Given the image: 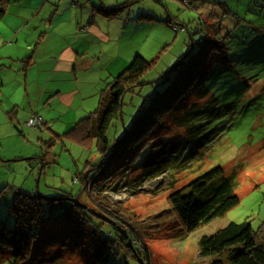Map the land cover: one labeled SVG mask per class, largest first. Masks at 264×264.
Here are the masks:
<instances>
[{
  "label": "rangeland",
  "instance_id": "1",
  "mask_svg": "<svg viewBox=\"0 0 264 264\" xmlns=\"http://www.w3.org/2000/svg\"><path fill=\"white\" fill-rule=\"evenodd\" d=\"M127 1L129 6L120 8V14L110 19L91 11L93 5L109 7ZM189 1L190 6L180 0H80L77 5L70 0H20L18 5L12 2L6 4L1 19L4 21L0 23V227L12 229L14 226L8 206L16 191L48 198L63 193L79 194L74 199L88 207V190L86 186L79 190L81 184L76 177L88 163H99L95 143L84 147L73 133L84 128L83 123L76 126L79 120L96 110L99 94L106 87V84L99 83L106 78L99 80L92 74L81 77L78 84L85 92L90 90L92 97H87L81 106L73 101L70 108L60 103L55 108L48 107L44 104L46 95L40 100L43 88L49 91L53 86L52 78L42 73V67L49 69L53 61L44 55L37 63L41 54L36 52L33 65L29 67L27 84L22 81L24 73L19 76L21 80L16 79V75L27 68V60L33 52L34 46L31 49L23 42L25 34H33L39 29L33 34L34 43L51 11H55L57 18L70 14V24L74 20L77 24L79 20L86 26L93 20V25L108 35L107 44L94 43L95 49L104 50L110 56L103 58L104 66L111 73V78L107 80L117 76L135 54L152 62L150 71L143 77L144 81L160 78L181 57L184 61L188 60L198 52L203 37L200 33L193 35L190 44V37L181 25L199 30L204 29L205 24H215V29L221 33L225 56L211 63L206 86L210 94L217 99L220 96L218 100L233 106V110L219 116L217 127L220 132L210 137L212 143L205 151L201 165L202 171L220 166L225 177L234 174L238 205L222 217L185 234L181 232L167 198L196 174L183 172L172 177L162 174L134 186L131 180L137 178L141 170L131 167L142 159L136 156L131 166L127 163H117L116 167L110 164L97 177V183L103 182L108 188L105 191L107 194L101 193V196L121 204L130 216L136 217L132 224L147 245L150 264H210L214 256L202 257L199 254L198 240L201 236L212 235L229 222L247 220L254 231L263 223L264 0ZM34 12L38 14L34 15ZM31 19L32 22L25 26L27 22L24 20ZM18 20H22L23 24L17 26ZM168 20H171V27L165 23ZM70 24L61 23L58 31L62 34L71 32ZM56 30L50 35V43L55 48L58 44ZM43 48L44 45L39 51ZM172 75L169 73L167 79ZM166 84L167 80L155 82L126 94L121 101V119L118 123L114 122L118 132L114 133L111 127L109 137L121 135L141 105L147 104L151 95L161 91ZM72 85L62 84L61 89L76 90ZM78 91L80 94L81 90ZM192 101L194 98L190 97L188 103ZM34 115L45 123L37 128L27 127L25 124ZM169 123L153 134L155 141L161 137L184 141L183 130ZM44 208L45 224L37 229L31 255L22 264H139L128 252L125 256V251L118 245L97 262L95 256L100 244L99 241H92L90 230L82 229L80 236L73 235L77 231L70 230L71 233L62 229L60 217L48 218L46 204ZM108 230L106 225L102 227V238L107 237ZM10 262L7 258L3 263Z\"/></svg>",
  "mask_w": 264,
  "mask_h": 264
},
{
  "label": "trees",
  "instance_id": "2",
  "mask_svg": "<svg viewBox=\"0 0 264 264\" xmlns=\"http://www.w3.org/2000/svg\"><path fill=\"white\" fill-rule=\"evenodd\" d=\"M79 1L71 3L77 5ZM180 1L188 6L191 4L189 0H185L187 3ZM7 3V0H0V21ZM127 6L129 1L110 8H103L102 5H93V8L110 19L120 14V8ZM165 23L171 27V20ZM204 26V29L199 30L192 27L189 29L186 25L180 26L189 35L190 44L192 36L200 33L203 37L201 46L188 60L184 61L182 57L178 59L155 81L143 80L150 71L152 62L135 54L128 65L106 83L105 89L99 94L96 110L79 120L76 126L83 123L81 125L84 128L73 133L74 138L84 147H90L94 142L99 156V163H88L76 177L81 184L79 190L85 189V186L88 190V210L74 203V198L79 194L63 193L48 198L39 194L14 192L8 206L14 226L12 229L0 227V264H4L7 258L10 259V264H22L29 259L36 231L46 221L44 204L48 207V218L60 217L62 229L77 231L73 235L79 234L78 236L82 229L90 230L92 241H99L100 244L95 256L97 262L118 245L125 251V256L128 252L139 264H150L147 245L132 224L136 217L130 216L121 204H115L107 196H101V193L107 194L105 191L108 188L103 182L97 183V177L110 164L116 167L117 163H127L131 166L136 156L142 159L139 164L131 167L141 170L140 175L131 180L134 186L162 174H169L171 177L183 172L196 174L167 198L180 230L185 234L222 217L238 205L239 199L234 193V174L225 177L220 166L202 171L205 151L212 143L210 137L213 133L220 132L217 127L219 116L225 111L233 110V106H227L218 100L220 96L217 99L210 94L206 86L209 67L213 60L225 56V46L215 24ZM169 73L173 75L167 79ZM164 80H167V84L161 91L154 92L147 104L141 105L129 127L123 129L118 137H109L111 127L114 133L118 132L115 123L121 119L123 97L136 89ZM190 97L194 101L188 103ZM167 123L183 130L184 141L162 137L155 141L153 134L166 128ZM104 225L109 230L106 231L107 237L102 238L101 229ZM198 246L200 256H214L210 264H264V221L256 231L247 220L241 223L229 222L212 235L201 236Z\"/></svg>",
  "mask_w": 264,
  "mask_h": 264
},
{
  "label": "crops",
  "instance_id": "3",
  "mask_svg": "<svg viewBox=\"0 0 264 264\" xmlns=\"http://www.w3.org/2000/svg\"><path fill=\"white\" fill-rule=\"evenodd\" d=\"M7 2H12L15 5L20 4V0H7ZM112 6L114 5H110L109 7L102 5L103 8H110ZM91 11L99 14L93 7L91 8ZM54 13L55 11H51L48 21L46 23H43L45 25L43 31L40 32V36L38 39H34V43L32 42L33 34H35L39 29L34 30L33 34H30V32H27L25 34V39H23V42L27 43L29 48L31 49L34 46L33 52H31L29 56L30 58L29 60H27L28 62L25 66L27 68L25 69V71L18 73L16 75V79H18V81L21 80L19 76L24 73V78L22 81L27 84V80L30 74L29 67L33 65V59L35 58L36 52H38L41 54V57L37 59V63L41 61L42 55L53 61L49 69L42 67V73L45 74V77H47L48 74V76L52 78L51 83L53 86L49 91H47L46 87L43 88L40 100H42L44 98V95H46L44 104L48 105V107L50 108L53 106L55 108V106L59 103L65 108H70L73 106V101L77 102V104L81 106L87 99V97H92V95L89 93L90 90L87 93L85 92V89L83 90V88L78 84V80H81V77L83 78L85 75L92 74L94 77L98 76L99 80L102 78H106L102 80L99 85L102 83L106 84L109 81L107 80V78L111 76V73L109 72V68L104 66L103 58H109L110 56L107 55L104 50L94 48L95 41L102 45H105L107 44L109 37L105 32L98 30V28L93 25V20L86 26H83V23L79 22V20L77 21V24H75V20L70 24V14H67L62 18H57L56 14ZM37 14L38 12H34V15ZM3 21L4 19L0 21V23H2ZM22 22V20H18L17 26L22 25ZM24 22H27L25 26H28V22H32V19L29 21L24 20ZM63 22L70 24L69 26L71 28V32L62 34L58 31V27ZM55 29H57L56 31L58 33V44L56 48L50 43V35L51 33L55 32ZM29 37H31V40L29 39ZM42 45H44V48L43 50L39 51ZM73 83H76V85L73 86ZM0 84H2L1 79ZM62 84L72 85V87L76 90L62 91ZM78 89L81 90L80 94ZM98 102L99 98L97 101V106ZM14 107H17L15 103ZM57 115L60 114L57 113ZM44 123L45 122H43V124Z\"/></svg>",
  "mask_w": 264,
  "mask_h": 264
},
{
  "label": "built area",
  "instance_id": "4",
  "mask_svg": "<svg viewBox=\"0 0 264 264\" xmlns=\"http://www.w3.org/2000/svg\"><path fill=\"white\" fill-rule=\"evenodd\" d=\"M77 2L78 0H71ZM185 1V0H184ZM186 2V1H185ZM187 3V2H186ZM43 124V121L41 118L37 117L36 115L34 117H30L28 122L25 124L27 127H37L38 125Z\"/></svg>",
  "mask_w": 264,
  "mask_h": 264
},
{
  "label": "water",
  "instance_id": "5",
  "mask_svg": "<svg viewBox=\"0 0 264 264\" xmlns=\"http://www.w3.org/2000/svg\"><path fill=\"white\" fill-rule=\"evenodd\" d=\"M74 203H75L77 206H79L80 208L85 209V210H88V207H87V206L78 203L76 199H74ZM97 216L103 219V217H101V216H99V215H97Z\"/></svg>",
  "mask_w": 264,
  "mask_h": 264
}]
</instances>
